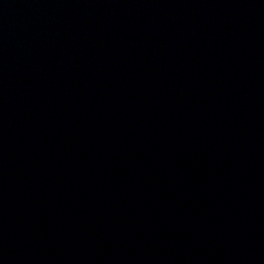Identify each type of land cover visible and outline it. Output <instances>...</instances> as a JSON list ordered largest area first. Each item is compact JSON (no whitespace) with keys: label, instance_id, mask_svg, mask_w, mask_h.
Wrapping results in <instances>:
<instances>
[{"label":"water","instance_id":"obj_1","mask_svg":"<svg viewBox=\"0 0 264 264\" xmlns=\"http://www.w3.org/2000/svg\"><path fill=\"white\" fill-rule=\"evenodd\" d=\"M0 264H264V0H0Z\"/></svg>","mask_w":264,"mask_h":264}]
</instances>
